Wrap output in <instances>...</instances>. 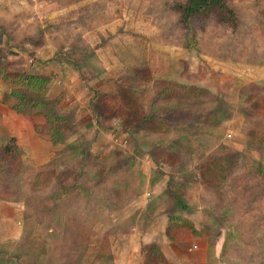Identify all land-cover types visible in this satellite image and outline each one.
I'll list each match as a JSON object with an SVG mask.
<instances>
[{"label": "rangeland", "instance_id": "obj_1", "mask_svg": "<svg viewBox=\"0 0 264 264\" xmlns=\"http://www.w3.org/2000/svg\"><path fill=\"white\" fill-rule=\"evenodd\" d=\"M184 1L0 0V68L47 75L70 121L42 132L0 76V264H264V178L249 174L264 172V0H231L234 27L185 24ZM11 137L17 165L1 150ZM39 172L53 179L31 196ZM75 177L84 196L50 211L47 191ZM66 224L87 244L63 263Z\"/></svg>", "mask_w": 264, "mask_h": 264}, {"label": "trees", "instance_id": "obj_2", "mask_svg": "<svg viewBox=\"0 0 264 264\" xmlns=\"http://www.w3.org/2000/svg\"><path fill=\"white\" fill-rule=\"evenodd\" d=\"M74 1H79V0H74ZM230 2L231 0H185L184 2L178 3L176 5V9L180 14L181 21L184 22L185 24H187L189 18L193 16L208 17L213 15L219 22L234 27L236 26L237 16ZM18 62L19 60H11L6 64L12 65ZM0 76L10 89L8 94L4 96V102L12 110L22 115L41 117L43 123H42V128L40 127L39 128L42 132L49 133L51 135H57V137H60V135L66 132V128L68 127L70 121L67 120V118L65 117L55 115V113L50 107L51 103L47 101L46 94L49 83V78L47 77V75L40 73L25 72L20 70L7 71L3 68H0ZM180 88L186 93L189 92L195 93V91L196 93H200L203 91L202 88L200 89L195 86H180ZM145 117L148 118L149 116H145ZM119 122L122 123L123 125V123L125 122V118H120ZM254 134L255 132L254 133L252 132L250 134L252 141H254L257 138L256 134H255L256 138H253ZM51 138L52 141L56 143L57 140H53V136ZM13 141L14 138L12 137L8 139L7 143L2 147L1 150L3 151V156L6 159L7 163L12 162L15 165H17L20 164V161L16 160L18 149ZM214 164L218 166L219 169L215 166L214 169L208 171L209 173L208 176L213 178V180L217 179L218 177H220L221 174L224 173L222 171L223 168H220V166L216 161L214 162ZM219 173L221 174L219 175ZM249 174H257V176L260 179L264 178V172L261 169H255V172ZM49 175H50L49 173L47 174L43 172H39L38 174L34 175L33 178L35 180H32L30 185L29 194H31V196H33L34 194L33 192L44 190L46 186L49 187L53 179V178L51 179V176ZM37 178L40 179V182L42 184H45L42 189H38L37 187L38 185V182H36ZM61 189L62 190L60 192L54 190H51L50 192L47 191L44 198L51 201L52 204L55 206V208H53L50 211L57 210V207L59 206L57 205L56 202L58 201L62 193H64V195L72 194L74 198L76 197L78 198L79 195L84 196L85 194L82 193V190H84L83 185L77 183L76 177L71 182V184H68L65 187L62 186ZM250 192H252L251 188H250ZM4 198L10 199L6 197ZM176 204L182 210L190 209L189 206L186 204V202L179 198H177ZM66 226L69 228L64 229V236H63L64 244H66L68 241L72 243L71 251L74 255H72L70 258L68 257V259H64L63 263L76 261L87 244L86 243L87 240L82 239L85 235L82 232L81 226H73L70 224H66ZM190 227H192V224ZM50 237L53 238V236ZM159 262H162V264H167L163 255L159 252L158 254H155L153 252H146V254L144 255L143 264H159Z\"/></svg>", "mask_w": 264, "mask_h": 264}]
</instances>
